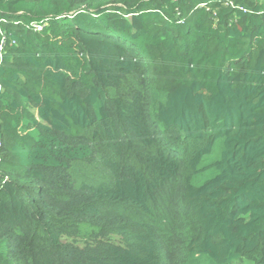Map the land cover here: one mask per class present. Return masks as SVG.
<instances>
[{
  "label": "trees",
  "instance_id": "1",
  "mask_svg": "<svg viewBox=\"0 0 264 264\" xmlns=\"http://www.w3.org/2000/svg\"><path fill=\"white\" fill-rule=\"evenodd\" d=\"M4 18L0 264H264V0H0Z\"/></svg>",
  "mask_w": 264,
  "mask_h": 264
},
{
  "label": "rangeland",
  "instance_id": "2",
  "mask_svg": "<svg viewBox=\"0 0 264 264\" xmlns=\"http://www.w3.org/2000/svg\"><path fill=\"white\" fill-rule=\"evenodd\" d=\"M239 9H241V8H238V10H239ZM245 71H246V70H245ZM169 76H171V75H169ZM251 77H252V76H251ZM252 78H253V79H252ZM252 78H251V80H250V83L255 82V81H256V82L260 81V78H255V77H252ZM168 87H169V82H163V83H162V87L160 88V91L165 90V89H168ZM207 91H208V93L213 92V91H214L213 86H212V85H209L208 88H207ZM259 124H260V119H255V120H253V119L247 118V119H246V130H245V132H243V133L238 137V139H241V138H243L244 136H246V132H247L248 129H250V128H252V129L258 128V127H259V126H258ZM238 139H237V140H238ZM254 139H255V137H254ZM259 140H260V138L257 140L258 142H250V143L241 144L240 147H241V148H248V147H252V146H254V147H260V145L262 144V142H259ZM218 144H220V143H218ZM153 216H154V219H155V220H159V216H158L157 213L154 212V215H153ZM113 241H114L115 243H117V244L124 245V243H123L121 237L114 236V237H113ZM78 245H79L80 247H83V246L85 245V243H83L82 240H80V242L78 243ZM235 264H253V263H252V262H249V261H247V260H241V261H239V262H237V263H235Z\"/></svg>",
  "mask_w": 264,
  "mask_h": 264
},
{
  "label": "clouds",
  "instance_id": "3",
  "mask_svg": "<svg viewBox=\"0 0 264 264\" xmlns=\"http://www.w3.org/2000/svg\"><path fill=\"white\" fill-rule=\"evenodd\" d=\"M18 22H14V21H9L7 19H1L0 20V32L2 30V28L5 26V25H17ZM31 24H38L42 27L41 30L39 31H36L34 28L31 27ZM48 26V20H42V21H32L28 24H24V27H26L27 29H30L31 31L35 32V33H38V32H41L44 28H46ZM0 147H1V138H0ZM7 180V178L4 179V182ZM119 237V236H118ZM117 245H120V244H117Z\"/></svg>",
  "mask_w": 264,
  "mask_h": 264
},
{
  "label": "built area",
  "instance_id": "4",
  "mask_svg": "<svg viewBox=\"0 0 264 264\" xmlns=\"http://www.w3.org/2000/svg\"><path fill=\"white\" fill-rule=\"evenodd\" d=\"M31 27L34 28L36 31H39L42 29V27L38 24H31ZM2 39H3V37H2ZM2 45H3V41L0 44V50H1Z\"/></svg>",
  "mask_w": 264,
  "mask_h": 264
}]
</instances>
